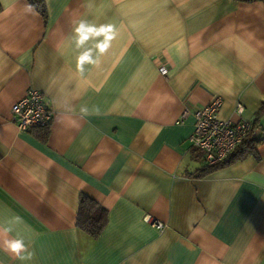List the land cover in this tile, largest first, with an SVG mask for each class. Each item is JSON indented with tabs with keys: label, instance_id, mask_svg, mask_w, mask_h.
I'll return each instance as SVG.
<instances>
[{
	"label": "crops",
	"instance_id": "crops-1",
	"mask_svg": "<svg viewBox=\"0 0 264 264\" xmlns=\"http://www.w3.org/2000/svg\"><path fill=\"white\" fill-rule=\"evenodd\" d=\"M44 4L46 18L0 0V264H264V1ZM82 21L113 31L78 46ZM88 50L99 63L81 73ZM28 88L45 130L10 119ZM215 95L219 119L255 124V148L197 176L191 111ZM81 194L107 211L96 239L77 226ZM15 238L31 260L5 249Z\"/></svg>",
	"mask_w": 264,
	"mask_h": 264
},
{
	"label": "built area",
	"instance_id": "built-area-1",
	"mask_svg": "<svg viewBox=\"0 0 264 264\" xmlns=\"http://www.w3.org/2000/svg\"><path fill=\"white\" fill-rule=\"evenodd\" d=\"M221 105L218 95L191 111L194 116L193 130L189 136L191 146L200 151L206 164H214L224 160L240 145L253 130L252 122L240 119L237 122L221 120L217 111ZM238 111L241 106L238 105ZM189 113L184 110L181 118ZM52 111L46 105L42 93L28 88L24 95L15 101L10 108V119L20 131L45 127L49 124ZM146 222H151L158 230L164 223L144 216Z\"/></svg>",
	"mask_w": 264,
	"mask_h": 264
},
{
	"label": "trees",
	"instance_id": "trees-1",
	"mask_svg": "<svg viewBox=\"0 0 264 264\" xmlns=\"http://www.w3.org/2000/svg\"><path fill=\"white\" fill-rule=\"evenodd\" d=\"M250 1V0H243ZM264 1V0H262ZM30 4L44 17L46 18V8L44 0H28ZM253 124V123H252ZM255 124H253L254 126ZM45 127H39L38 129L45 130ZM37 129V128H36ZM238 145L224 160L216 162L214 164H206L197 170V176H203L218 167L228 164L233 159L242 158L249 153H253L255 148V138L249 137ZM107 222V211L101 207L94 199L81 194L79 197V204L77 209L76 223L79 229L87 233L91 238L96 239L102 232Z\"/></svg>",
	"mask_w": 264,
	"mask_h": 264
},
{
	"label": "clouds",
	"instance_id": "clouds-1",
	"mask_svg": "<svg viewBox=\"0 0 264 264\" xmlns=\"http://www.w3.org/2000/svg\"><path fill=\"white\" fill-rule=\"evenodd\" d=\"M112 26H107V27H100L97 29L94 26H91L87 24L86 22H80L78 27L76 28V32L79 36V39L77 40V45H81L85 40L89 39V34H95L97 36L101 35L102 33L105 32H112ZM115 35V33H113ZM112 36H109L108 39H112ZM99 48V51L103 53L107 47V43L99 44L97 45ZM85 63H90V64H98L99 60L98 59H93L92 58V52L91 50L83 52L79 57H78V63H77V68L78 71L83 73L84 72V67L83 65ZM81 112L87 114L88 109L87 107L81 108ZM21 218L19 216L14 217L12 223H20ZM12 227H6L4 228L5 233H10L12 232ZM4 247L7 251L13 253L18 259L24 261V260H31L33 257V252L29 250L28 246L26 245L25 241L23 238H15V239H5L4 240Z\"/></svg>",
	"mask_w": 264,
	"mask_h": 264
}]
</instances>
